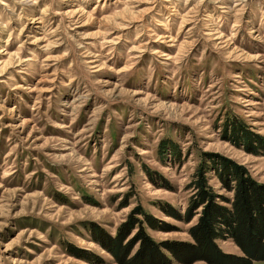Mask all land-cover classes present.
Wrapping results in <instances>:
<instances>
[{"label":"rangeland","instance_id":"rangeland-1","mask_svg":"<svg viewBox=\"0 0 264 264\" xmlns=\"http://www.w3.org/2000/svg\"><path fill=\"white\" fill-rule=\"evenodd\" d=\"M229 165L264 182V0H0V264L191 241L166 210Z\"/></svg>","mask_w":264,"mask_h":264},{"label":"trees","instance_id":"trees-1","mask_svg":"<svg viewBox=\"0 0 264 264\" xmlns=\"http://www.w3.org/2000/svg\"><path fill=\"white\" fill-rule=\"evenodd\" d=\"M200 169L191 180L194 192L190 195L182 214L172 207L169 211L177 218L188 220L199 206L196 219L187 227L192 240H162L155 242L148 236L142 221L133 218L139 245L129 256L128 245L120 243L119 235L113 237L110 250L120 264H171V257L189 263L204 259L214 264H252L264 260V182H259L233 165L216 169L222 186L230 195L217 193L206 184ZM143 220L154 226L151 214L144 213ZM129 221L119 226L115 234H125ZM131 223V224H132ZM126 225V227H125ZM230 238L240 249L239 253L220 249L216 238ZM166 248L171 257L160 247Z\"/></svg>","mask_w":264,"mask_h":264}]
</instances>
